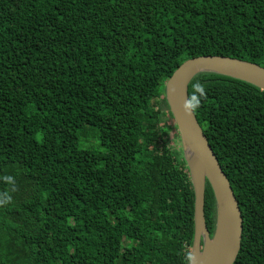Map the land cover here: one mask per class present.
I'll return each instance as SVG.
<instances>
[{"label":"trees","instance_id":"1","mask_svg":"<svg viewBox=\"0 0 264 264\" xmlns=\"http://www.w3.org/2000/svg\"><path fill=\"white\" fill-rule=\"evenodd\" d=\"M199 56L264 68V0H0V264H186L193 192L160 110ZM197 81L241 216L233 264H264V92L199 73L187 98ZM203 220L211 236L207 183Z\"/></svg>","mask_w":264,"mask_h":264},{"label":"water","instance_id":"2","mask_svg":"<svg viewBox=\"0 0 264 264\" xmlns=\"http://www.w3.org/2000/svg\"><path fill=\"white\" fill-rule=\"evenodd\" d=\"M199 73L230 77L264 92V68L223 56H199L183 61L164 82L163 99L173 120L182 149L192 157L185 163L193 192L192 264H233L241 235V216L229 183L221 171L194 115H186L183 103L187 85ZM184 155V154H183ZM214 200V225L208 236L203 220L204 184Z\"/></svg>","mask_w":264,"mask_h":264},{"label":"clouds","instance_id":"3","mask_svg":"<svg viewBox=\"0 0 264 264\" xmlns=\"http://www.w3.org/2000/svg\"><path fill=\"white\" fill-rule=\"evenodd\" d=\"M192 92L188 95V98L184 101L182 107L186 115H194L200 108L202 101L206 98L207 92L205 86L197 81L192 85ZM7 181L14 184V180L11 176L5 177ZM12 201V197L5 193L0 194V207H6ZM194 257L191 253L186 256V264H192Z\"/></svg>","mask_w":264,"mask_h":264},{"label":"rangeland","instance_id":"4","mask_svg":"<svg viewBox=\"0 0 264 264\" xmlns=\"http://www.w3.org/2000/svg\"><path fill=\"white\" fill-rule=\"evenodd\" d=\"M160 111H161V115L163 117L162 118L163 119L162 120L163 125L166 128V136H165L166 143H167L168 147L171 148L172 153L178 154L179 158L181 157L182 161H184V163H185L186 158L184 159L185 155H183L184 152H183L180 140L178 138L177 131H176V128L174 126L173 120L171 117L169 118V116H168V113H169L168 109L165 108L163 105H161ZM185 165H186V163H185Z\"/></svg>","mask_w":264,"mask_h":264},{"label":"bare ground","instance_id":"5","mask_svg":"<svg viewBox=\"0 0 264 264\" xmlns=\"http://www.w3.org/2000/svg\"><path fill=\"white\" fill-rule=\"evenodd\" d=\"M183 152H184L185 158L187 160V163H191L192 157L185 147H183Z\"/></svg>","mask_w":264,"mask_h":264}]
</instances>
